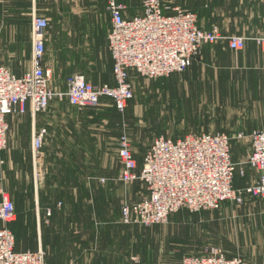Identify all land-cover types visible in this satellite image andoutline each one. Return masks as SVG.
Instances as JSON below:
<instances>
[{
	"label": "rangeland",
	"instance_id": "374dc122",
	"mask_svg": "<svg viewBox=\"0 0 264 264\" xmlns=\"http://www.w3.org/2000/svg\"><path fill=\"white\" fill-rule=\"evenodd\" d=\"M121 1H129L131 9L135 10L141 8L144 0ZM162 1L168 6H179L184 10L196 13L201 26L205 29L216 26L220 30L238 29L247 33L246 36L243 35L247 38V46L243 50L234 51L226 40L205 44L193 63L183 72L156 78L143 76L133 78L135 99L130 104L128 111L135 107H141L145 109V113L138 117L137 125L126 122L127 125L123 129L116 125L105 126V164L102 169L98 167L100 169L98 185L101 194L99 193L95 199L97 206L103 207L104 210L96 211L98 224L96 225L95 221H90L85 224V229H78L79 225L77 226L76 222H79L80 216L74 215V212L79 210L82 199L63 197L59 188L48 189L47 182L45 189L48 190L45 192V189L40 190L41 246L45 251L48 264H94L100 255L102 257L111 256V253L107 251L114 246L115 248L123 247V249L130 246L128 254L130 261L120 255L129 264H181L183 257L202 255L214 246L221 248L228 257H239L242 264H257L255 244L259 228L257 227L256 211L257 207L261 205L262 198L244 195L242 202L228 200L216 209L191 211L188 208H183L170 215L166 222L150 227L120 223L122 228L116 230L113 228L114 223L105 222V219L111 216V212L115 214L116 211L120 212V209L122 217L123 204L140 202L149 195V190L142 179L131 182H124L120 179L122 165L118 155V143L124 132L129 134L133 149L137 152H145L159 136L180 138L190 132H227L234 137L232 155L237 175L240 176L241 168L246 169L250 142L248 138L238 139L236 135L238 131L250 133L256 129L229 128L244 121H254L256 124L259 122L264 126V117L239 118L240 114L232 112L233 107L230 102L233 94L232 92L223 94L225 91H223V87L227 88L226 92L234 86L238 90L240 83L238 80L230 82L228 80L231 78L230 75H222L223 72L221 73L220 70H214L222 63H264V51L257 43L258 39H264V0ZM34 17L44 16L34 15L33 19ZM67 72L63 71L64 74ZM57 77L59 78L52 71L50 88L56 94H64L68 89L66 86L60 87L55 83L59 80ZM69 78L70 76L67 80ZM217 84L221 85L223 92L216 91ZM239 95L236 93V107L238 102L240 103ZM260 96H262L260 99L264 105V94ZM56 97L61 99L58 95L54 98ZM101 103L97 106L98 108H95L101 110L102 107H107L105 103ZM121 114L126 116L127 112H121ZM242 143L245 147L241 148ZM135 151L133 152L136 154ZM142 166V161L139 160L136 168L137 173H140ZM78 170L86 171L87 174H91V172L92 175L95 174L90 166H71L73 175ZM247 174L249 177H255V175H250L249 170H247ZM101 179H105V181L101 182ZM247 180H237V186H240L238 189H244L241 186L246 185ZM3 190L8 192L14 201L10 192ZM86 202L89 206L93 205L88 198ZM88 205L84 206L89 209ZM66 207L72 210V217L64 213ZM27 216L31 219V214H27ZM71 218L72 220H70ZM28 224L31 226V222ZM23 227L17 231L21 239L25 243H30V246H26L27 248H36L32 241L31 231L23 229ZM109 238L117 241L114 242L115 245L113 242H106ZM132 256L133 258H131Z\"/></svg>",
	"mask_w": 264,
	"mask_h": 264
},
{
	"label": "built area",
	"instance_id": "2783aa9c",
	"mask_svg": "<svg viewBox=\"0 0 264 264\" xmlns=\"http://www.w3.org/2000/svg\"><path fill=\"white\" fill-rule=\"evenodd\" d=\"M112 17L109 48L114 60L115 84L94 85L84 75L68 79L66 93L56 94L50 88L52 70L44 64L48 19L32 21V66L22 75L0 64V151L8 144L9 116L46 111L58 95L79 108L97 107L103 97L112 99L120 112H125L135 95L130 71L156 78L185 71L205 44L226 40L234 51L245 48L247 38L225 35L213 26L204 29L198 15L179 6H168L162 0H144L143 13L126 18V5L107 0ZM170 9L172 12H166ZM257 43L264 51V39ZM46 130L34 135L33 150L38 152ZM233 136L227 132L188 133L180 138L157 137L144 157L140 173L132 142L127 132L119 139L118 155L122 163L121 180L142 179L149 195L144 200L122 206V222L150 227L162 224L170 215L188 208L191 211L216 209L228 200L242 202V196H264V129L250 133L238 131L236 138H248L252 151L246 163L261 173L254 184L244 189L234 186L235 163L231 155ZM105 179H101L104 182ZM0 264H48L43 248L16 250V236L8 226L17 218L14 202L8 192H0ZM181 264H242L239 257H228L219 247L202 255L186 256Z\"/></svg>",
	"mask_w": 264,
	"mask_h": 264
},
{
	"label": "crops",
	"instance_id": "0c3cea01",
	"mask_svg": "<svg viewBox=\"0 0 264 264\" xmlns=\"http://www.w3.org/2000/svg\"><path fill=\"white\" fill-rule=\"evenodd\" d=\"M122 3L126 5L124 12L126 18H133L143 13V4L141 8L134 10L131 9L129 1ZM166 12L172 11L166 9ZM34 15L44 16L48 19L44 64L54 71L55 76H59V78L57 77L59 80L55 81L56 84H59L60 87L66 86L68 89L67 78L73 76L74 73L84 75L94 85H114L116 83L113 73L114 60L109 48L112 17L107 0H0L1 65L9 67L17 75H22L31 69L32 19ZM199 25L201 26L200 21ZM238 31V29H221V32L227 35L234 33L239 36L247 35L245 32ZM214 70H220L221 73L223 72L222 75H230L231 78L228 79L230 82L238 80L240 83L238 90L234 86L226 92L227 88L223 87V91L225 90L223 94L230 92L233 94L230 102L233 107L232 112L240 114L239 118L264 117V105L260 99L262 97L260 95L264 94V72H262L264 63H222ZM63 71L68 72L64 74ZM130 74L133 82L134 77H140L134 70H131ZM214 79L217 80V78ZM217 85L216 91L223 92L221 85ZM236 93L240 94L238 98L240 103L238 102L237 107ZM224 96L226 97V95ZM134 99L135 95L128 103L125 110L126 116H123L114 106L112 99L107 97L101 99V102L107 105L108 108L105 107L107 109L104 107L101 110L95 107L80 109L71 105L66 98L62 100L56 97L51 100L46 111L34 114L28 106L25 113L9 116L8 144L4 150L0 151V192L3 189L9 191L14 200L17 218L14 222L8 223V226L15 233L17 251L42 248L40 190L45 189L46 182L49 184L48 189L59 188L63 197L82 199L79 210L74 212V215L80 216L79 222H76V225H79L78 229H85V224L90 221H95L96 225L98 224L96 211L104 210L103 207L97 206L95 201L98 194H101L98 173L105 164L104 129L105 126L112 127L114 125L123 129L127 123L137 125L138 117L145 113V109L135 107L128 111ZM232 114L234 115V113ZM43 128L46 130L43 144L38 152H34V135ZM229 129H264V126L259 122L256 124L254 121H244ZM240 147H245V145L242 143ZM148 149L145 152H137L133 149L136 152L134 156L137 164L141 160L143 165ZM232 151L233 140L231 155ZM251 151L250 142V153ZM73 165L90 166L95 174L92 175V172L87 174L86 171L78 170L73 175L71 171ZM247 170L250 171V175H255V177H249ZM241 171V174L239 172L240 176L235 171L234 186L236 188H240L237 186L239 179L241 181L248 179L247 184L241 186L246 188L258 181L261 176L259 171L248 164L246 169L241 168ZM48 189H45L44 192ZM87 198L93 203L92 206L88 205L89 201L86 202ZM252 198H262L261 205L257 207L256 211L259 234L255 250L258 258L257 264H264V196H252ZM84 205H88L90 208L88 209ZM64 213L70 217L73 214L72 210L67 207ZM27 214H31V219ZM109 221L115 224L113 228L116 230L122 228L120 223L131 225L122 222L121 209L115 214L111 212V216L105 219V222ZM29 222H31V226L28 224ZM0 225H3L1 221ZM21 227L31 231L32 241L36 248L26 247L30 246V243L23 242L17 232ZM106 242H113L115 245L114 242L117 241L109 238ZM131 247L133 248L132 245ZM125 248L110 247L107 252H110L111 256L107 253H105L107 256L104 257L100 255L94 264H129L122 257L130 261L128 256L130 246ZM97 253L99 254V250ZM115 256H118L119 259Z\"/></svg>",
	"mask_w": 264,
	"mask_h": 264
}]
</instances>
